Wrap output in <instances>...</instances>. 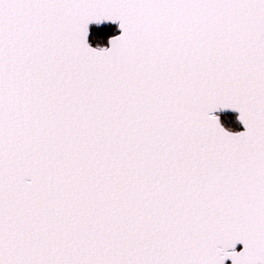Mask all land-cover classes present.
Here are the masks:
<instances>
[{"label": "snow or ice", "instance_id": "6c2138e0", "mask_svg": "<svg viewBox=\"0 0 264 264\" xmlns=\"http://www.w3.org/2000/svg\"><path fill=\"white\" fill-rule=\"evenodd\" d=\"M226 261L264 264V0H0V264Z\"/></svg>", "mask_w": 264, "mask_h": 264}, {"label": "trees", "instance_id": "16d2710c", "mask_svg": "<svg viewBox=\"0 0 264 264\" xmlns=\"http://www.w3.org/2000/svg\"><path fill=\"white\" fill-rule=\"evenodd\" d=\"M113 28H114V26H111V27L105 29V31H107V32H111V31L113 30ZM232 120H233V119H232ZM232 120L228 121V126L233 130L234 128H238V124L235 123L234 121H233V122H234V123H233ZM233 127H234V128H233Z\"/></svg>", "mask_w": 264, "mask_h": 264}, {"label": "water", "instance_id": "95a60500", "mask_svg": "<svg viewBox=\"0 0 264 264\" xmlns=\"http://www.w3.org/2000/svg\"><path fill=\"white\" fill-rule=\"evenodd\" d=\"M237 123H238V122H237ZM238 124H239V123H238ZM239 126H240V129H239L238 131H243L242 126H241L240 124H239ZM236 250H237V251L242 250V245H237ZM226 264H231V262H230V261H226Z\"/></svg>", "mask_w": 264, "mask_h": 264}, {"label": "rangeland", "instance_id": "374dc122", "mask_svg": "<svg viewBox=\"0 0 264 264\" xmlns=\"http://www.w3.org/2000/svg\"><path fill=\"white\" fill-rule=\"evenodd\" d=\"M231 115H232V118H231L230 120L233 119L232 122L234 121L235 123H237V121L235 120V114H231ZM230 120H229V121H230ZM234 122H233V123H234ZM237 124H238V123H237ZM233 128H234V127H233ZM239 129H240V126H239V124H238V128H234L233 131H238Z\"/></svg>", "mask_w": 264, "mask_h": 264}]
</instances>
